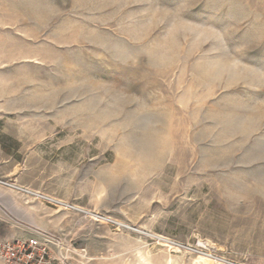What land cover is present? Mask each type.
Instances as JSON below:
<instances>
[{
    "label": "rangeland",
    "instance_id": "rangeland-1",
    "mask_svg": "<svg viewBox=\"0 0 264 264\" xmlns=\"http://www.w3.org/2000/svg\"><path fill=\"white\" fill-rule=\"evenodd\" d=\"M0 188L52 264H264V0H0Z\"/></svg>",
    "mask_w": 264,
    "mask_h": 264
},
{
    "label": "built area",
    "instance_id": "built-area-1",
    "mask_svg": "<svg viewBox=\"0 0 264 264\" xmlns=\"http://www.w3.org/2000/svg\"><path fill=\"white\" fill-rule=\"evenodd\" d=\"M3 183L26 193L30 197L54 204H64L62 201L39 191L13 183ZM49 237L48 233L39 232V234L24 238L2 239L0 240V259L5 264H52L48 251Z\"/></svg>",
    "mask_w": 264,
    "mask_h": 264
},
{
    "label": "crops",
    "instance_id": "crops-1",
    "mask_svg": "<svg viewBox=\"0 0 264 264\" xmlns=\"http://www.w3.org/2000/svg\"><path fill=\"white\" fill-rule=\"evenodd\" d=\"M5 192H6V191H5L4 189L0 188V199H3V201L6 200V198H5V196H6V195H5ZM1 196H2L3 198H2ZM11 200H12V199H8L7 202L11 204ZM13 205L16 206V205H15V202H13ZM2 262H3V261H2ZM3 263H4V262H3ZM4 264H5V263H4Z\"/></svg>",
    "mask_w": 264,
    "mask_h": 264
},
{
    "label": "bare ground",
    "instance_id": "bare-ground-1",
    "mask_svg": "<svg viewBox=\"0 0 264 264\" xmlns=\"http://www.w3.org/2000/svg\"><path fill=\"white\" fill-rule=\"evenodd\" d=\"M204 260H206V259L204 258Z\"/></svg>",
    "mask_w": 264,
    "mask_h": 264
}]
</instances>
